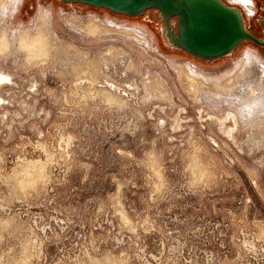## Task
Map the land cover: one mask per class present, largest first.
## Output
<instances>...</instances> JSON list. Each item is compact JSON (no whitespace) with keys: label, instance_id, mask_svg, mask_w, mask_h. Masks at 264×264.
Returning a JSON list of instances; mask_svg holds the SVG:
<instances>
[{"label":"rangeland","instance_id":"rangeland-1","mask_svg":"<svg viewBox=\"0 0 264 264\" xmlns=\"http://www.w3.org/2000/svg\"><path fill=\"white\" fill-rule=\"evenodd\" d=\"M66 4L0 0V264H264V47L203 62L157 11Z\"/></svg>","mask_w":264,"mask_h":264},{"label":"water","instance_id":"water-1","mask_svg":"<svg viewBox=\"0 0 264 264\" xmlns=\"http://www.w3.org/2000/svg\"><path fill=\"white\" fill-rule=\"evenodd\" d=\"M104 9L127 18L157 11L166 38L175 50L203 62L232 55L246 42L264 47V41L247 31L241 10L223 0H60Z\"/></svg>","mask_w":264,"mask_h":264},{"label":"bare ground","instance_id":"bare-ground-1","mask_svg":"<svg viewBox=\"0 0 264 264\" xmlns=\"http://www.w3.org/2000/svg\"><path fill=\"white\" fill-rule=\"evenodd\" d=\"M5 1H7L8 3L9 2H11L12 0H5ZM243 2H246V0H242ZM1 2H3V0H1ZM12 3V2H11ZM5 4V3H4ZM74 5H80V4H74ZM83 6H85V5H83ZM102 10H104V9H102ZM242 15H243V13H242ZM243 18H244V15H243ZM43 28H41L38 32H25L23 35H21L20 36V41H19V44H20V46L21 47H23V48H26L27 50H30L33 54H35V52L37 51V49L38 48H42L43 49V52H46V53H48L47 51H52V50H48L49 48H51V46H49V43H46V44H42L41 43V45H37V41H38V39H42V33L44 32V30H42ZM163 38H164V40H165V42L166 43H168L167 42V39H166V37L163 35ZM5 40L4 42L3 41H1L0 42V53H3L4 51H6L7 49H8V47H9V41H8V39H7V33L6 32H3V34L1 35V37H0V40ZM145 41V40H144ZM248 42H246V43H244V44H247ZM243 44V45H244ZM37 45V46H36ZM49 47V48H48ZM240 48V47H239ZM238 48V49H239ZM171 49V48H170ZM237 49V50H238ZM172 50H174V49H172ZM236 50V51H237ZM176 51V50H175ZM178 51V50H177ZM235 51V52H236ZM179 52H181V51H179ZM234 52V53H235ZM44 56V55H43ZM249 72V71H248ZM193 85V84H192ZM253 86V85H252ZM250 87L247 91L249 92V94L252 96V97H256L258 94H259V92L257 91L258 89H254L253 87ZM231 87V86H230ZM243 87V86H242ZM259 87V86H258ZM235 89V88H234ZM260 89V88H259ZM209 92V91H208ZM216 92H218L219 93V91L217 90ZM229 93V92H228ZM227 93V94H228ZM109 101L111 102V103H114V102H117V100L115 99V97H112V95H110L109 94ZM255 101V100H254ZM257 101V100H256ZM259 101H261V100H259ZM255 103H257V102H255ZM235 118V117H234Z\"/></svg>","mask_w":264,"mask_h":264},{"label":"flooded vegetation","instance_id":"flooded-vegetation-1","mask_svg":"<svg viewBox=\"0 0 264 264\" xmlns=\"http://www.w3.org/2000/svg\"><path fill=\"white\" fill-rule=\"evenodd\" d=\"M248 2L249 1L246 0L245 4H247ZM255 6L257 7V11H256V14H255V18H256L255 19L256 20L255 21V27L260 32V34L262 36L261 38L258 37L255 34V32L253 30H251V28H249V26L247 25V22H246L245 15H244V13L242 11L241 12L244 15L245 26L247 28V31L249 33H251L252 35H254L255 37H257V38L261 39L262 41H264V0H258V1L255 0ZM162 24H163V22H162ZM161 33H162V35H164L166 37V28H165L164 24H163V27L161 29ZM250 43H252V42H250ZM6 79H8V78L5 75H0V84H1L2 80H6Z\"/></svg>","mask_w":264,"mask_h":264},{"label":"crops","instance_id":"crops-1","mask_svg":"<svg viewBox=\"0 0 264 264\" xmlns=\"http://www.w3.org/2000/svg\"><path fill=\"white\" fill-rule=\"evenodd\" d=\"M11 2H13V0L11 1ZM70 4H66V6H69ZM70 6H76V5H70ZM251 6V5H250ZM249 6V7H250ZM84 7V6H83ZM86 8H89V7H86Z\"/></svg>","mask_w":264,"mask_h":264}]
</instances>
